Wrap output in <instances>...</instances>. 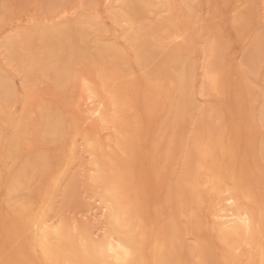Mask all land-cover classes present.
I'll return each instance as SVG.
<instances>
[{"label":"bare ground","instance_id":"6f19581e","mask_svg":"<svg viewBox=\"0 0 264 264\" xmlns=\"http://www.w3.org/2000/svg\"><path fill=\"white\" fill-rule=\"evenodd\" d=\"M200 1L94 0L84 10L75 0L54 5L43 17L31 12L0 19V233H9L3 234L10 243L0 264H264V135L255 150L246 142L237 146L245 124L264 127V99L249 87L261 61L260 33H252L238 80H230L224 24L215 13L198 14ZM250 12L233 13L240 33ZM255 17L264 29L263 7ZM21 20L29 29L2 35L4 26ZM155 51L164 54L166 68L157 65ZM84 59L93 75L77 68ZM43 79L57 88L79 83L81 93L70 104L77 116L65 118L42 101L32 102ZM195 82L198 94L217 103L204 108L189 131L192 145L181 174L173 185L166 183V194L155 190L166 200L152 196L151 202L134 165L146 154L164 151L169 157L171 142L181 144L176 126L190 121V108L200 103ZM139 90L142 106L134 98ZM232 96L240 119L223 117L222 103ZM134 101L147 115L162 114L150 142L134 137L131 127L146 125ZM37 137L59 151L33 150ZM79 141L87 153L84 167ZM79 165L84 177L78 181Z\"/></svg>","mask_w":264,"mask_h":264},{"label":"rangeland","instance_id":"374dc122","mask_svg":"<svg viewBox=\"0 0 264 264\" xmlns=\"http://www.w3.org/2000/svg\"><path fill=\"white\" fill-rule=\"evenodd\" d=\"M73 1H75V0H0V19H1V21H4L5 18H9L10 16H13V13L16 14V15L20 14L22 17H25L24 14H32V13L34 14V13L38 12L37 14L39 15V13H41L40 16L43 17V14L48 12L52 7H54V5L56 6V5L60 4V3L61 4H65L67 2L69 4V3L73 2ZM203 1H205V3ZM203 1H200L199 5H198V8H202V9L200 11H198L197 13L200 14V15H202V14L205 15V13H206V15H207V13H210V14L211 13H215L218 16V18L222 21V23L224 24L225 28L222 31V34H221L222 37L221 38L223 40L222 44L223 45L225 44V46H227V48H226L227 51H226V55H225L226 61L230 65V67H232V68H230V71L233 73V75L230 76V78H231L230 80H238V78H239L238 77L239 68H240L239 65L241 64V62H244L246 60L245 59V58H247V54L246 53H248L247 50L249 51V48L251 49V45H250L249 42H251L252 33L253 32L254 33L255 32L256 33L257 32L260 33V40H261V43H262L261 52H260V55H261L260 56L261 57L260 60L261 61H259V68H258L257 72H253L252 73L251 80H250V85L251 86H249V87L252 88V90L250 88V91L257 92V93H255V92L254 93L259 98V100L264 99V31H263L264 29H262V27L259 26V24H260L259 22L260 21L258 22V19L255 17V15H257V14H259L261 12L262 7L264 8V6H262V4L264 5V0H252L249 4L245 3V0H240V2H238V3H235L234 0H222V1H224V3L220 2V0H203ZM82 2H83L84 10H87L91 6L92 2H94V0H82ZM231 4H232V6H230ZM247 5H249V7ZM101 7H102V9H101ZM39 8H40V10H39ZM98 8L100 10H103V6L102 5H100ZM246 8H248L249 10L246 9ZM256 8H258L259 10L256 9ZM239 9H241L243 11H246V12L247 11L248 12L251 11L250 13L252 14V16H251L252 18L250 17V15H247L245 17L246 22L244 20V24L242 25L243 33H240L235 28V26L231 23V19H232V16L234 15L233 14L234 11L235 10H239ZM208 17H210V15L206 16V18H208ZM150 18H151V20L156 21V18L154 16L153 17L151 16ZM250 19H252V20L250 21ZM247 21H248V23H247ZM13 23H10V24H7L6 26H4L5 28L2 31L3 32L2 35H6L7 33L16 31L18 29L28 28L30 26L28 23H26L25 21H22V20L20 22H18V24H17V22H13ZM225 24H226L227 28H226ZM105 26L107 28H110V27H112V23H110V21L108 19H106L105 20ZM250 29L252 30V32H251ZM249 33H250V35H249ZM246 39H247V41H246ZM227 52H230V53L227 54ZM154 57L156 58L157 65H161L163 68L167 67V63L164 60V54L162 52H160V51L156 52L155 51L154 52ZM195 59L197 60L198 56H196ZM78 62L80 64L78 63L79 66H77V68H80V70L82 69V71L86 75H93V73L91 72L93 66H91L92 63L90 62V60H88V59L85 60L84 59V60H82V62H81V60L78 61ZM236 70H238V72ZM89 72H91V73H89ZM115 74L116 75L120 74L119 69H115ZM233 77H235V78H233ZM15 80L19 82L18 77H16ZM123 80H122L123 83L128 81V79L126 80L125 78ZM18 82H16V83H17L18 88H20V85L18 84ZM75 82H73V83L71 82L66 88H57L49 80L43 79L41 82L37 83L36 87L34 88L35 92H34V95H33V98H32V102L39 103V101L40 102L42 101L41 103H43V104L45 103L46 106L50 105L48 107H51V109H54L55 112L57 111L56 113H58V114L62 113L61 115L63 117L65 115V118L70 116L71 114L77 116L78 114H77V112H75L76 109L74 108V105L73 106L70 105V104H72V101H73L72 97L74 95H78V94L81 93L80 87H78L79 83L76 82L77 84H75ZM72 84H75V85H72ZM123 85L124 84H121L120 88H122ZM193 87H194L193 88L194 96L196 95L195 96L196 97V103L197 104L199 102L200 103L196 107H191L190 108L189 115L191 114L190 116H193L190 121H189V118H188L187 122L184 121L185 122L184 123L183 121H180V123L176 126V127H178V126L181 127L180 132H179V134H181V137H180V143L181 144H178V145L175 146L174 144H177V143L173 142V145H172V142H171L169 147L171 146V149L174 148V147L175 148L172 149L173 151L171 150L172 154L169 157H166V155L164 156V153H163L164 151H160V152L154 154L153 156L151 155L150 158L146 154V155H143L142 157H140L139 161H137L136 164H135L136 166L134 165V167H136L135 169L137 170V174L139 175L140 173H143L142 175H144L143 177H142V175H139L141 177H139L137 175L138 178L141 179L142 182L143 181L145 182V180L144 179L142 180V178L146 179V182H147V183L145 182L146 185H145V183H142L140 185L141 186L143 185V187L145 185V187H146L145 191H147L146 192L147 194L146 193L145 194H146V196L148 197L149 200L151 199L153 201L152 198L157 196V197H159V199L156 200V197H155L154 201L156 200L155 202H157L158 200H160V202H163L164 198H167L165 196H163V197L159 196L160 194L157 195L156 192L159 189L160 191L158 193H161V195L166 194V192H167L166 189L169 187L168 185H170V184L173 185V182H175L174 180L177 178L176 176L179 175V172L181 174V170L183 168V164H182L183 162L182 161L184 160V154H185V152L187 150H189L190 146L192 145L191 144L192 143L191 138L187 137L189 135V133H190L189 131H194L193 129L196 128V122H197L198 118L200 119V117H202L201 116L202 115L201 111H203L204 108L209 107L208 105L212 106V105L217 103V101H216L217 99H215V98L207 97V96H201L200 94H198V88H197L198 87V83L197 82L194 83ZM126 89H125V91H126ZM241 89L245 90V88H243V87H241ZM123 91H124V89H123ZM134 92H135L134 98L137 97L136 98L137 101L140 100L139 104H141V106H142V103H140V102L143 101L142 99H140V96L142 94L141 91L139 90V92L138 91H134ZM136 92L139 93V94H137V96H136ZM233 97H235V98H233ZM141 98H142V96H141ZM226 98H228V97H226ZM236 98H237V96H232V97H230V99L228 98V99L223 101V103H222V105H223L222 109H223V112H224L223 117H228V116L234 117V115H235V119H240L241 118L240 110H241V108L243 110V108H245L247 106V100L246 99L247 98L249 99V96H247V95L245 96V99L243 101H246V102H244V107L242 105H241L242 107L240 106L241 108H238L237 103H234V102H236ZM206 100H207V102H206ZM137 101L136 102L134 101L135 105L137 104ZM139 104H137V106ZM137 106L135 107L136 113L139 111L140 113L139 112L138 113L141 114V110H142V112L145 114L144 115L142 113L143 114L142 117H144L146 119V121H144L146 125H145L144 128H142L141 123H136V125H134L135 129L133 127H131V129L137 132L136 136H134V137H136L135 138L136 140L140 141V138L143 137V138H141L142 140L144 138H146V139L148 138L147 141L150 142L152 140L149 139V136H150V138H152V137L154 138L155 137V132L158 131L159 128H160L159 125H160L161 118H159V117L162 114L161 115L158 114L159 116L155 115V114H153V116H152V114H149V115H151V117H148L149 115H147V113L144 112V108L142 109V107H140V105H139L140 108L138 107L139 110H137ZM233 106H234V108H233ZM20 107H21V104H19V102H18L15 105V110L19 111ZM31 107H33V105H31ZM235 107H237V109ZM224 108H225V110H224ZM35 109H37L36 106H35ZM231 111H233V112H231ZM236 111H238V112L236 113ZM227 114H228V116H227ZM230 114L231 115L234 114V115L231 116ZM137 115H135V116H137ZM140 116L139 117L137 116V117L140 118ZM146 116H147V118H146ZM155 120H156V122H155ZM32 121H34V120H32ZM182 123L184 124V126H183ZM251 125H252V128H251ZM251 125L245 124L243 126V130H242V137L243 138L241 137V139H238V141L240 143L238 142V144H237V146L240 144V146H238L240 149H242L244 146H246V143H247V147H248V145H250L249 148L250 147L252 148V146H253V149L255 150V147H257L260 144V136L262 137L264 135V127H259V126L254 125V124H251ZM255 126H257V127H255ZM140 127H141V129H140ZM7 130L8 131H6V130L4 131V135L5 136H8V134H9V129H7ZM139 135L140 136L142 135V136L139 137ZM133 141L135 142V140H133ZM147 141H145V142H147ZM32 143L34 145L32 147L33 150H37V148H38V150H41V151L47 153L48 155H50V154L54 155L55 153H57L59 151V150H56V152H54L55 151L54 144L50 143V142H47L45 139H42L40 137H37L35 139V141L33 140ZM78 143H79V147H80L79 150H80V153H81V157H82V155H84V157H82V158L83 159L85 158V160H84L85 163L82 162L83 159H81L82 161L80 162V164L83 163L84 165L83 166L79 165L80 167H77L78 171H77V174H76V180L79 181V180H81L84 177V174H83L84 173V169H82V167H84L86 165V163H87V161H86L87 160V153L81 147L80 141ZM35 144H36V146H35ZM143 144H145V143H143ZM58 147L59 146H57V148ZM143 148L144 147H141V149H143ZM248 153H249L248 154V158L250 160L249 163L251 164V165L250 164L249 165L252 166L254 161H253V156L251 154V150L250 149H249ZM137 163H139V164H137ZM260 164H261L260 165V169L264 173V162L261 160ZM54 167H53V169H54ZM0 169H1V175H2L5 172V168L0 166ZM53 169H51V170H53ZM141 181H140V183H141ZM166 183L167 184L170 183V184L167 185ZM145 187H144V189H145ZM144 189H142L143 192H145ZM151 189L153 190V193H150ZM163 189H165V193H164ZM155 190H156V192H155ZM2 191H3V188H1V186H0V196L2 195ZM154 192L156 194H154ZM151 194H154V195H151ZM152 196H154V197H152ZM80 199L82 201L81 203H83V204L85 202H88L87 198L81 197ZM80 199H79V203H80ZM75 203H74V205L77 206V204H75ZM69 206H71V207H65L64 210L66 211L68 209V211H67V213L65 212L64 214H68L70 209H73L72 204L69 205ZM1 214H3V212H0V215ZM9 216H11V215H9ZM11 219H12V216H11ZM11 221H13V219ZM3 233L7 234V232L4 231V232L0 233V237H1L0 238V246H1L0 247V252H3V249L6 248V247L7 248L10 247V243H8V245H7L6 244L7 242H4V241H7L6 239L9 238V236L7 237ZM7 235H9V233ZM8 242H9V239H8ZM4 250H6V249H4ZM5 255H8V251H4V254L0 253V258L2 259L3 258L2 256L5 257ZM1 259H0V261H2Z\"/></svg>","mask_w":264,"mask_h":264}]
</instances>
